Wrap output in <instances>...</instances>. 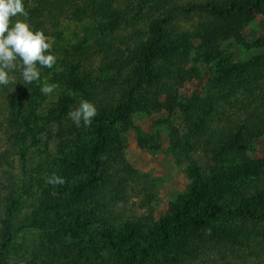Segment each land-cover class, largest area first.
Listing matches in <instances>:
<instances>
[{"label": "trees", "instance_id": "obj_1", "mask_svg": "<svg viewBox=\"0 0 264 264\" xmlns=\"http://www.w3.org/2000/svg\"><path fill=\"white\" fill-rule=\"evenodd\" d=\"M26 10L57 58L53 68L40 69V82L59 88L45 96L37 83L0 86V128L24 164L53 128H69L60 155L46 152L47 145L36 167L26 166L18 193L7 195L0 264L34 240L44 264H264V159L250 156L264 136V54L233 62L223 47L245 42L243 14L264 15V0H35ZM179 13L200 17L192 32L177 22ZM85 22L97 23L98 37L71 45V26ZM127 29L132 38L123 37ZM117 43L126 47L115 51L118 75L94 82V58ZM256 44L264 46V37ZM216 61H224V77L210 80L202 95L180 100V86L200 76L196 65ZM13 75L20 80L19 72ZM163 95L166 108L179 109L187 122L176 153L202 151L213 164L207 172L191 164V194L172 215L150 224L123 216L124 186L105 176L104 151L121 152L130 117L158 110ZM81 99L98 111L87 128L67 115ZM81 135L89 144L72 146ZM53 173L75 180L63 185L59 199L46 184Z\"/></svg>", "mask_w": 264, "mask_h": 264}, {"label": "rangeland", "instance_id": "obj_2", "mask_svg": "<svg viewBox=\"0 0 264 264\" xmlns=\"http://www.w3.org/2000/svg\"><path fill=\"white\" fill-rule=\"evenodd\" d=\"M23 3L28 9L35 3V0H23ZM243 15L247 22L243 30L245 42L240 44L228 41L223 46L226 51L225 57L233 62L246 61L264 54V46L256 44L257 40L264 37V15L255 10L247 11ZM199 18L197 14L179 13L177 22L182 28L192 32L191 29L199 22ZM99 32V26L95 22L73 24L71 32H68L69 42L71 45H76L83 40L98 37ZM133 32L132 29H127L123 30L122 34L123 37L132 38ZM125 48L117 43L103 56L94 58L93 64L89 67L94 82L100 83L118 75L117 69L113 66L118 57L115 51L120 49L118 53L121 50L124 52ZM195 68L200 72V76H195L191 81L180 86L177 91L179 99L180 96L184 99L193 94L202 95L210 80L223 78L226 73L224 61H216L207 65L199 63ZM165 102L166 97L163 95L159 99L158 110L136 111L130 117V122L122 132V139L118 141L123 144L121 152L115 153L111 149L104 151L107 153L106 158L108 159L104 166L110 169L105 172V176L119 178L124 186L123 194H126V198L119 202L122 212L125 214L123 216H128L131 219L142 218L143 221L150 224L172 215L191 194L194 184L189 173L191 164H198L202 167L203 172H207L213 164L210 156L202 151L191 152L184 158L179 157L174 149V144L177 143L178 138L183 136L187 122L179 109L168 110ZM67 128L69 127H65L62 132H56V128L50 127L54 131L51 130L43 137L41 147L30 149L31 152L25 164L20 152L14 149L15 147L6 132L7 129L0 128V221L2 218L3 220L7 218L4 207L7 195L17 194L18 192H14L17 190L16 187L23 183L25 172L29 173L26 166L35 168L38 155L41 150L46 149L47 145L46 152L54 151L56 155H60L62 138L65 137L63 133ZM75 133H77L76 130ZM80 138L78 143L73 141L72 146L89 144L88 135H81ZM250 156L254 160L264 159V136L255 140ZM74 181H67L66 186L69 187ZM29 185L28 181V187ZM49 190L51 194H55L56 199H59L63 186H56ZM21 192L19 191V194ZM24 209L25 211L30 210L29 207ZM4 228L0 222V240H3ZM37 243L38 241L34 240L26 247L21 246L13 249L4 263L44 264L36 254L39 249Z\"/></svg>", "mask_w": 264, "mask_h": 264}, {"label": "clouds", "instance_id": "obj_3", "mask_svg": "<svg viewBox=\"0 0 264 264\" xmlns=\"http://www.w3.org/2000/svg\"><path fill=\"white\" fill-rule=\"evenodd\" d=\"M29 12L23 0H0V86L37 83L40 92L47 96L59 88V84L41 83V68L51 69L56 56L51 53L52 44L41 30H34L28 22ZM19 72L20 80L13 73ZM69 95H73L70 91ZM95 105L81 99L68 118L76 127H90L97 116ZM66 179L55 173L46 178V184L63 186Z\"/></svg>", "mask_w": 264, "mask_h": 264}]
</instances>
